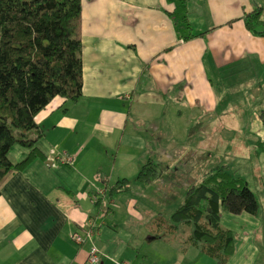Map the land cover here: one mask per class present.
<instances>
[{"label": "crops", "instance_id": "1", "mask_svg": "<svg viewBox=\"0 0 264 264\" xmlns=\"http://www.w3.org/2000/svg\"><path fill=\"white\" fill-rule=\"evenodd\" d=\"M257 6L264 22V0H81V97L75 103L57 97L36 116L41 157L0 184V264H88L90 244L71 241L88 223L95 227L99 264H210L194 248L181 252V235L166 244L149 233L157 206L130 190L109 197L107 189L127 179L113 171L122 149L141 154L129 162L135 167L151 160L146 142L127 135L126 104L144 97L146 86L161 97L180 89L195 112L191 119L203 127L216 105L215 85L225 83L219 72L264 66V38L242 21ZM252 125L264 180L259 114ZM28 154L15 145L9 158L19 163ZM64 155L71 165L59 162ZM97 191L107 212L94 208ZM219 221L236 235L228 264H264V215L220 211Z\"/></svg>", "mask_w": 264, "mask_h": 264}, {"label": "trees", "instance_id": "2", "mask_svg": "<svg viewBox=\"0 0 264 264\" xmlns=\"http://www.w3.org/2000/svg\"><path fill=\"white\" fill-rule=\"evenodd\" d=\"M262 10L255 7L242 21L250 34L264 38ZM81 51V0H0V184L8 174L41 157L35 148L42 136L36 116L57 97L65 103L81 97ZM259 119L264 124V109ZM15 145L29 150L19 163L9 158ZM158 178V165L148 160L134 181L150 186ZM130 189V180L120 179L107 190L113 197ZM103 200L98 197L93 205L107 212ZM258 209L245 181L229 173L226 165H218L205 174L201 184L187 189L169 217L157 214L146 228L166 244L181 235L183 253L194 248L215 264H228L236 235L221 227L220 211L255 216Z\"/></svg>", "mask_w": 264, "mask_h": 264}, {"label": "rangeland", "instance_id": "3", "mask_svg": "<svg viewBox=\"0 0 264 264\" xmlns=\"http://www.w3.org/2000/svg\"><path fill=\"white\" fill-rule=\"evenodd\" d=\"M216 77L225 83L215 85L216 105L203 127L191 119L195 112L180 89L173 88L161 97L153 85L146 86L144 97L126 104L131 108L127 135L146 142L159 178L149 187L134 181L142 165L135 167L129 162L141 154L135 155L129 146L113 162V171L130 180V191L138 200L157 206L154 216L169 217L187 189L201 184L205 174L218 165H226L229 173L245 181L256 197L259 215H264V180L256 154L260 153V141L252 125L255 114L264 109V66L256 63L246 69L222 70ZM143 191L149 194L143 197Z\"/></svg>", "mask_w": 264, "mask_h": 264}, {"label": "built area", "instance_id": "4", "mask_svg": "<svg viewBox=\"0 0 264 264\" xmlns=\"http://www.w3.org/2000/svg\"><path fill=\"white\" fill-rule=\"evenodd\" d=\"M59 162L63 165H71L73 163V158L67 155H64L59 158ZM103 191H97L96 195L91 197L92 202H94L98 197L102 196ZM96 234L95 227L93 224L88 223L86 227L82 228V231L75 232L71 236V241L78 245H84L85 243L90 244V250L87 255V263L88 264H99L101 261V252L99 249L93 244V238Z\"/></svg>", "mask_w": 264, "mask_h": 264}]
</instances>
